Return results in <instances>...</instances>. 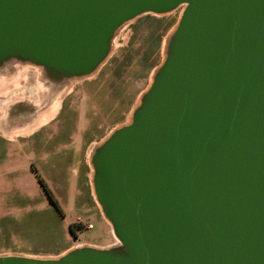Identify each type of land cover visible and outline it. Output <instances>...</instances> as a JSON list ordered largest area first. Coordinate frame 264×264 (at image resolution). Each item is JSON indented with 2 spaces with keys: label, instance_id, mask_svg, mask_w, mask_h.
Masks as SVG:
<instances>
[{
  "label": "water",
  "instance_id": "1",
  "mask_svg": "<svg viewBox=\"0 0 264 264\" xmlns=\"http://www.w3.org/2000/svg\"><path fill=\"white\" fill-rule=\"evenodd\" d=\"M179 8L129 123L90 153L116 243L0 264H264V0H0V70L86 78L124 24Z\"/></svg>",
  "mask_w": 264,
  "mask_h": 264
},
{
  "label": "rangeland",
  "instance_id": "2",
  "mask_svg": "<svg viewBox=\"0 0 264 264\" xmlns=\"http://www.w3.org/2000/svg\"><path fill=\"white\" fill-rule=\"evenodd\" d=\"M181 12L179 8L164 16L142 15L124 24L94 76L77 80L50 118L25 134L8 135L1 127H6L4 121L8 126H26L38 116L48 117L52 97L44 110L31 102L44 101L41 95L47 84L40 80L38 67L16 63L26 69L7 65L1 70L0 164L11 160L19 175L34 170L62 215L37 178L0 176V256L53 259L75 247L116 243L93 198L90 153L114 129L129 123L164 59L167 39Z\"/></svg>",
  "mask_w": 264,
  "mask_h": 264
},
{
  "label": "bare ground",
  "instance_id": "3",
  "mask_svg": "<svg viewBox=\"0 0 264 264\" xmlns=\"http://www.w3.org/2000/svg\"><path fill=\"white\" fill-rule=\"evenodd\" d=\"M115 42V41H114ZM114 44L115 43H112V46H111V48H112V50L114 49L113 47H114ZM20 66V65H19ZM18 65L16 66V63H12V64H10V66L8 65V67H13V69L15 68L16 69V67H17V69L18 68H20V69H22V70H24V69H26V68H22V67H19ZM102 65H100V67H101ZM99 67V68H100ZM98 68V69H99ZM19 69V70H20ZM35 69V68H34ZM98 69L96 70V71H98ZM95 71V72H96ZM0 72H1V70H0ZM25 72V71H24ZM94 72V73H95ZM94 73L92 74V75H90V76H88V77H93L94 76ZM1 74L2 73H0V76H1ZM41 76V75H40ZM88 77H86V78H88ZM82 79H85V78H82ZM40 80L41 81H44L43 79H42V77H40ZM78 80H81V79H78ZM77 80H70V81H68V82H66V83H64L63 85H61V86H59V87H56V86H53V85H51V84H49L48 82H46V81H44L46 84H47V86H44L45 87V89H46V91L45 92H43V94L41 95V97L42 98H44V101H43V103H42V101H41V104L39 105V103L38 102H33L32 100H31V102H32V104L34 105V106H36V105H38V107L39 108H41V110L43 109H45V107L47 106V100L50 98L51 99V97H52V102H53V104H51V109L50 110H48V109H46V110H48L49 112L46 114L45 113V116L46 115H49L48 117H46V118H42V116H38V117H36V119H34L33 121H31V122H29V123H27L26 124V126L25 125H16V126H13V124L12 125H10V126H8V124L4 121V123L6 124V127L4 126V127H1L2 129H3V131L5 132V133H7L8 135H18V134H25V133H27V132H29L30 130H32L34 127H36L37 125H39L40 123H43L44 122V120H47L48 118H50V114L52 113V109H53V107L54 106H58V104H59V101L61 100V99H63V97L67 94V93H69L70 91H71V88H72V86L75 84V82H76ZM43 84V83H42ZM1 85V84H0ZM44 85V84H43ZM2 86V85H1ZM0 86V87H1ZM41 86V85H40ZM52 89H54V91H52ZM43 91V90H42ZM55 94V95H54ZM54 95V96H53ZM39 96V95H38ZM43 100V99H42ZM49 104V103H48ZM48 108H50V107H48ZM38 112L39 111H37V114H38ZM33 115V114H32ZM44 117V116H43ZM23 126H25V130H23L24 129V127Z\"/></svg>",
  "mask_w": 264,
  "mask_h": 264
},
{
  "label": "crops",
  "instance_id": "4",
  "mask_svg": "<svg viewBox=\"0 0 264 264\" xmlns=\"http://www.w3.org/2000/svg\"><path fill=\"white\" fill-rule=\"evenodd\" d=\"M11 160L3 163V164H0V176L2 178H36L35 176V172L31 171L30 169L28 170L27 174L29 175H26L24 173H22V175H19L18 174V170H16L15 166L13 164H11ZM26 171V170H25ZM89 178V177H88ZM111 243H107L103 246H97V245H93V244H88L87 246H92V247H97V248H105V247H108L110 246Z\"/></svg>",
  "mask_w": 264,
  "mask_h": 264
},
{
  "label": "trees",
  "instance_id": "5",
  "mask_svg": "<svg viewBox=\"0 0 264 264\" xmlns=\"http://www.w3.org/2000/svg\"><path fill=\"white\" fill-rule=\"evenodd\" d=\"M33 172H35V171L33 170ZM35 173H36V172H35ZM36 178H37V182H38V184L40 185V187H42L43 191H45V193H46V195H47V198H48L49 202L52 204V206L54 207V209H55L57 212L61 213V215H62L61 209H60V207H59L57 201L54 199L53 195H52V194L50 193V191L48 190L46 184L43 182V180H42L38 175L36 176ZM73 225H74V224H71V225L68 226V231H69L70 234L73 233V232H72V231H73L72 229H73V227H74Z\"/></svg>",
  "mask_w": 264,
  "mask_h": 264
},
{
  "label": "built area",
  "instance_id": "6",
  "mask_svg": "<svg viewBox=\"0 0 264 264\" xmlns=\"http://www.w3.org/2000/svg\"><path fill=\"white\" fill-rule=\"evenodd\" d=\"M88 228H90V226Z\"/></svg>",
  "mask_w": 264,
  "mask_h": 264
}]
</instances>
